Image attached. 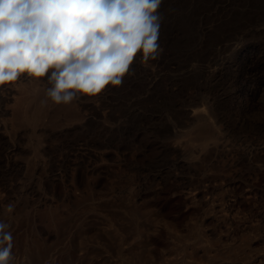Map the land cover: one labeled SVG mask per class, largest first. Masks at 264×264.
<instances>
[{
	"label": "rangeland",
	"instance_id": "1",
	"mask_svg": "<svg viewBox=\"0 0 264 264\" xmlns=\"http://www.w3.org/2000/svg\"><path fill=\"white\" fill-rule=\"evenodd\" d=\"M159 11L160 56L118 87L0 85L13 264H264V0Z\"/></svg>",
	"mask_w": 264,
	"mask_h": 264
},
{
	"label": "clouds",
	"instance_id": "2",
	"mask_svg": "<svg viewBox=\"0 0 264 264\" xmlns=\"http://www.w3.org/2000/svg\"><path fill=\"white\" fill-rule=\"evenodd\" d=\"M162 0H0V85L46 77V97L70 104L118 87L137 54L160 56ZM12 204L6 205L8 213ZM0 220V264H13V235Z\"/></svg>",
	"mask_w": 264,
	"mask_h": 264
},
{
	"label": "bare ground",
	"instance_id": "3",
	"mask_svg": "<svg viewBox=\"0 0 264 264\" xmlns=\"http://www.w3.org/2000/svg\"><path fill=\"white\" fill-rule=\"evenodd\" d=\"M195 113V112H194ZM199 113V112H198Z\"/></svg>",
	"mask_w": 264,
	"mask_h": 264
}]
</instances>
